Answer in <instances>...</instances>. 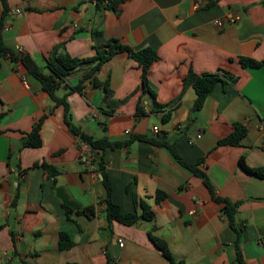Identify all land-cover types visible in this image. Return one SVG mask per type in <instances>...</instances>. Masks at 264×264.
I'll return each instance as SVG.
<instances>
[{"label": "crops", "instance_id": "0c3cea01", "mask_svg": "<svg viewBox=\"0 0 264 264\" xmlns=\"http://www.w3.org/2000/svg\"><path fill=\"white\" fill-rule=\"evenodd\" d=\"M199 1L195 7L194 0H124L113 11L95 0H5L2 44L20 47L40 71H48L53 56L94 59L109 39L133 50L149 47L157 58L146 73L149 92L125 52L79 89L96 61L80 64L57 85L73 126L94 139L127 142L103 152L91 147L85 164L62 105L54 106L22 63L0 56V264H171L149 233L165 242L176 263L240 264L235 231L213 196L239 201L234 223L242 262L264 264V179L238 164L242 156L246 165L264 167V66L239 61L264 59V0ZM219 70L223 81L194 110L195 92L184 77ZM42 115L40 146H22ZM235 123L246 128L239 144H218ZM164 143L206 174L212 192ZM101 158L112 201L126 212H138L143 201L151 220L125 225L106 218ZM157 190L165 197L156 203ZM84 208L92 215L77 212ZM59 232L70 248L59 247Z\"/></svg>", "mask_w": 264, "mask_h": 264}, {"label": "trees", "instance_id": "16d2710c", "mask_svg": "<svg viewBox=\"0 0 264 264\" xmlns=\"http://www.w3.org/2000/svg\"><path fill=\"white\" fill-rule=\"evenodd\" d=\"M96 3L103 4L104 7L111 9L113 11H117V6L124 0H95ZM2 4V10L0 12V56H5V54H8L9 60L13 62H20L25 67L26 71L32 75L34 78H36L41 88L49 95V97L53 100L54 106L62 105L63 107V120L64 123L69 129L76 134L80 139L85 140L92 148H96L97 150L103 152L107 148H116L123 144H126L127 142L121 143V142H109L105 138H98L94 139L83 132H81L77 127L73 126L70 123V114H69V107L68 103L65 99V96L58 97L55 94V90L57 88V85L60 83V81L63 80V78L73 69L77 68L82 63L92 62L93 60L96 61L93 66L90 67V69L82 76L79 84L75 86L74 89H79L81 85L83 84L84 80H87L93 72L100 69L101 65L110 59L113 55L119 52H125L129 57L134 59L137 62V65L140 67L141 73V83L140 88L144 91H148L147 85H146V73L149 68V66L152 64V62L157 58L156 52L149 48L145 47L138 50H133L128 45L122 44L116 39H109L105 44L101 46H97V56L94 59H76L69 57L68 55H59V56H53L51 59L47 62V72L40 71L39 68L36 66V64L31 60L30 57L26 55H22V53L11 51L5 48L2 44V26L5 21V15H6V3L5 0H1ZM240 63L243 66H250V67H257L260 65L264 66V59L261 61H256L250 58H239ZM221 75L216 73H202L200 75H197L193 73L192 71H189L188 74L184 77L183 83L184 84H190L195 92V100L193 104V109L198 110L202 105L203 102L207 96V94L212 90L214 84L217 81H223L221 79ZM93 84H98V82L94 79ZM105 87V94L108 93V90L106 89V83H104ZM149 92V91H148ZM152 96L154 93H150ZM158 107H162L160 104H158ZM2 114H0V117ZM45 115H42L39 117L37 121L34 122L32 125L30 131L25 135V140L22 142V146H28V147H38L41 144V139L39 136V129L41 122ZM168 118V114H165L163 116V120H166ZM246 134V128L243 124L235 123L233 125V130L229 132L225 137L221 138L218 141V144H230V145H238L241 138ZM140 139H145L143 136L137 137ZM164 145L169 149L173 157L181 163L183 166L188 168L190 171H192L194 174L201 177L203 183L205 186L212 192V187L209 183V180L206 176V174L202 171H200L194 164H187L184 162L181 157L177 154L175 151V148L173 144L164 143ZM239 166L245 170L248 173H251L259 178L264 179V167L258 166V167H250L246 165V163L243 160V157L240 156L238 159ZM99 170L102 174V180L101 183L104 186V203H105V216L108 220H115L125 225H132L136 223L138 220H151L154 216V213L152 209L143 201H140L139 204V211H123L116 203H114L111 199V188L110 184L107 178V174L104 169L103 160L102 158L99 160ZM45 168L49 169L52 174L55 173L54 169L48 167L47 165L44 166ZM213 196V194H212ZM165 197V193H163L160 190L156 191L155 194V202H159L161 199ZM213 198L221 203V211L226 215L228 219V223L230 227L235 231V251H236V258L239 261L240 264H244L242 262L241 253L238 247V240H239V234L240 231L236 229L235 223H234V216L236 212V208L239 204V201L230 202L226 200L225 198H221L219 196H213ZM133 202L136 204V199L133 198ZM70 209L66 207L67 214L69 213ZM78 213L84 214V215H92L93 209L92 208H84L82 210L77 211ZM149 238L153 242V244L160 249L163 256H165L171 264H183V262L176 263L173 259V256L171 255V252L168 250L165 242L152 234L149 233ZM72 246V241L68 237V235L65 232H59V247L62 249H68Z\"/></svg>", "mask_w": 264, "mask_h": 264}, {"label": "built area", "instance_id": "2783aa9c", "mask_svg": "<svg viewBox=\"0 0 264 264\" xmlns=\"http://www.w3.org/2000/svg\"><path fill=\"white\" fill-rule=\"evenodd\" d=\"M194 6L195 7H199L200 6V1L199 0H194ZM14 11L15 12H20L21 11V9L19 8V7H15L14 8ZM233 21V19H230V22H232ZM213 25L215 26V27H217V28H221L222 26H223V20L222 19H214L213 20ZM4 27V24H3V26H2V28ZM16 52H19V53H21L22 52V49L19 47L17 50H16ZM4 57H7V59L9 60V57H8V54H5V56ZM218 73L220 74V73H222V71L221 70H219L218 71ZM21 79L23 80V82H26V80H25V77L23 76V77H21ZM152 130L154 131V132H157L158 130H159V128H158V126L157 125H154L153 127H152ZM125 133H128L129 131L128 130H125L124 131ZM200 133L199 132H197L194 136H192V137H190L189 138V140H188V142L189 143H192L193 141H194V139H196V138H198V137H200ZM79 148H80V155H79V161L81 162V163H85V164H87L88 163V154H89V151H90V149H91V146L85 141V140H83V139H80L79 140ZM117 244H118V246H122L123 245V240H122V238H117ZM262 245L264 246V242L262 243ZM9 259V258H8Z\"/></svg>", "mask_w": 264, "mask_h": 264}, {"label": "water", "instance_id": "95a60500", "mask_svg": "<svg viewBox=\"0 0 264 264\" xmlns=\"http://www.w3.org/2000/svg\"><path fill=\"white\" fill-rule=\"evenodd\" d=\"M100 188L104 191V186L102 184L100 185Z\"/></svg>", "mask_w": 264, "mask_h": 264}]
</instances>
